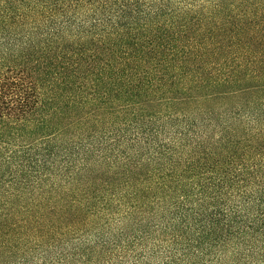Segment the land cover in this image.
<instances>
[{"label":"trees","instance_id":"1","mask_svg":"<svg viewBox=\"0 0 264 264\" xmlns=\"http://www.w3.org/2000/svg\"><path fill=\"white\" fill-rule=\"evenodd\" d=\"M0 264H264V0H0Z\"/></svg>","mask_w":264,"mask_h":264}]
</instances>
